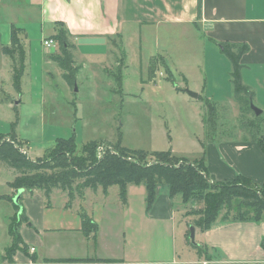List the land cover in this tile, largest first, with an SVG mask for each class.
I'll return each mask as SVG.
<instances>
[{
    "label": "rangeland",
    "instance_id": "374dc122",
    "mask_svg": "<svg viewBox=\"0 0 264 264\" xmlns=\"http://www.w3.org/2000/svg\"><path fill=\"white\" fill-rule=\"evenodd\" d=\"M4 24L5 21L0 20V137L15 133L16 139L21 142V145H13L11 136L0 138V147L7 144L8 148L5 150L11 152L12 148L23 149L31 159L39 161L59 138L74 136L78 149L74 157L78 156L84 144L96 140L99 144L108 145V139L113 142L108 145L111 152L118 153L115 147L117 143L130 150H147L150 156L146 159L123 156L128 160L138 161L143 166L157 162V158L151 156V153L167 150H172L173 156L179 158L177 166H181L186 162L184 157L189 162L196 163L203 159L204 152L207 156L203 145L193 146L192 142L195 140H201L206 146L213 142L219 145L222 142L250 138L248 132H244L240 126V119L244 117L234 86L229 78L224 79L223 76L226 65L232 67V62L219 44L222 41L212 39L197 26H144L133 30L126 28L124 39L116 40L123 48L113 46V55L90 57L87 60L81 57L85 65L77 73L72 91H69L68 83L63 77L64 70L58 63L41 65L44 53L39 50L40 29L37 27L36 30L29 31L27 47L30 53L25 60L22 85L18 91L14 86L12 59L3 53V45L8 43L3 31ZM32 27L33 25H27L28 30ZM77 59L81 64V59ZM212 66L218 67L217 72H212ZM102 67H107L115 75H122L121 88L116 79L107 82L102 76ZM229 72H232V68L228 74ZM214 75H217L221 87L226 80L229 83V86L221 88L220 98L211 95L214 91L211 87ZM254 75V82L257 83L254 90L260 96L253 101L256 106L264 109V73L259 82L258 72ZM250 78L253 76L250 75ZM188 89L200 92V97L193 98ZM17 102L19 103L15 104ZM207 102L219 107L217 112L220 118L215 123V128L208 125L210 113ZM250 117L252 115H248L247 119ZM260 134L264 136V129ZM226 162L235 166L231 158ZM16 177V171L0 165V195L9 192L8 200L18 192L9 186V182ZM78 182L81 180L78 179ZM234 183L223 184H233L235 189L243 187ZM10 188L13 189L11 193ZM56 194L51 202H62L63 196ZM137 195L138 192H133L131 197L134 211L137 210ZM237 201L233 202L231 208L224 207L222 215L228 212L232 215L230 220L234 218V214L238 215ZM198 203L201 202L193 200L183 206L178 203L180 210L177 209L174 229L168 221L161 223L159 228L152 225L144 229L145 222L140 216L137 220L134 219V226L132 221H128L129 243L133 239V244L138 248L134 253L135 258H155L160 251H172L173 241L180 257L183 251H193L198 255L195 257H201L203 251L193 244L189 233L191 226L198 221L199 208L203 207ZM6 206L7 204H0V213L3 215L7 212ZM242 211L246 214L252 212V209L242 206ZM107 217L115 218V215ZM219 219L222 220L221 216ZM199 232H196V242L202 247Z\"/></svg>",
    "mask_w": 264,
    "mask_h": 264
},
{
    "label": "crops",
    "instance_id": "0c3cea01",
    "mask_svg": "<svg viewBox=\"0 0 264 264\" xmlns=\"http://www.w3.org/2000/svg\"><path fill=\"white\" fill-rule=\"evenodd\" d=\"M0 20L5 21L3 31L8 41L3 46L11 45L14 26L24 29L21 40L26 57L30 53L27 47L29 31L40 29L39 50L44 53L40 60L42 66L55 62L51 56L60 52L55 35L63 25L70 43L74 45L75 62L80 67L77 73L85 65L81 57L87 60L113 55L115 50L111 41H122L126 28H160L166 25L187 28L194 25L214 40L250 46L241 60L244 65L242 76L244 83L255 92V97L258 99L260 96L254 90L257 84L254 74L258 72L259 82L264 73V0H0ZM27 25L33 27L28 30ZM46 39L55 41L52 47L44 45ZM78 57L82 65L78 63ZM231 68L227 64L223 73L224 79L229 78L230 83L231 72L228 74V71ZM217 70V66H212V72ZM101 71L107 82L115 80L114 73L107 67H102ZM216 76L212 81L214 91L211 95L220 98L221 88L229 86V83L226 80L221 87ZM72 90L69 86V91ZM198 94L200 97V92ZM200 142L195 140L192 144L200 147ZM205 149L212 181H233L238 175H244L259 185L264 184V149L258 143L232 140L216 145L213 142ZM229 158L235 166L226 162ZM133 184L138 187H131ZM142 184L126 185L125 202L120 198L119 185L111 186L107 191L101 187L97 190L88 188L83 191V196H75L70 204L68 192L63 190L52 192L49 205L43 190H23L22 203L29 223L22 224L20 228L25 248L14 255L13 264H264L263 221L219 220L206 231L196 227L203 245L199 258L193 251H183L180 257L174 241L172 251H160L155 258H135L138 248L133 239L129 243L127 222L132 221L134 226V219L140 216L145 222L144 229L152 225L159 228L164 221L174 229L177 209L180 210L178 203L184 204L180 195H177L179 199L170 196L166 185L158 186L156 198L150 203L147 186ZM133 192H138L136 211L131 202ZM8 193L0 195V204H7V212L4 215L0 213V264H9L2 256L12 243L9 226L14 208L7 198ZM55 194L62 195L63 201L51 202ZM82 210L92 217L96 226L84 229L79 214ZM107 215H115V218Z\"/></svg>",
    "mask_w": 264,
    "mask_h": 264
},
{
    "label": "trees",
    "instance_id": "16d2710c",
    "mask_svg": "<svg viewBox=\"0 0 264 264\" xmlns=\"http://www.w3.org/2000/svg\"><path fill=\"white\" fill-rule=\"evenodd\" d=\"M23 28L14 26L12 28V43L10 46H3V53L10 56L14 68V86L20 91L22 85V76L25 69L26 54L20 34L24 33ZM55 39L59 44L60 52L51 56V59L58 63L64 70L63 77L68 85L73 88L76 83V75L79 66L76 65L74 57V45L70 43L66 29L63 25L59 26ZM120 40V39H119ZM113 46L119 49L121 44L117 41H111ZM223 52L232 62L231 82L235 92L236 99L240 103L242 117L240 119L241 128L244 132H248L249 139L243 141H252L258 143L264 149V136L261 133L264 129V116H256L250 107V98L255 99L253 89L244 83L242 70L244 65L242 57L250 50V46L246 43H236L222 41L219 42ZM121 67L122 64L120 63ZM124 65V64H123ZM123 70V69H122ZM170 72V71H169ZM118 81L120 88L122 87V75L113 74ZM209 118L208 125L215 128L218 121L219 113L218 105L207 102ZM248 115H252L247 119ZM260 134V135H259ZM11 143L21 145L16 139L15 134L3 137H10ZM112 144L108 142V145ZM99 145L97 141L84 144L78 156H73L76 152V143L74 137L59 138L56 144L47 149L45 157L39 161L31 159L27 153L13 149L5 150L7 144L0 147V162L6 167L17 172L14 181L9 182V186L17 189H24L28 192L34 190H43L50 204V196L55 189L68 192L69 204L75 196H83L85 189L97 190L102 188L107 191L111 186H120V198L126 201V185L130 183H143L148 189V201L151 203L156 198L157 188L159 185H166L171 197L180 195L185 204L191 203L193 200L202 204L198 221L195 226L201 231L208 230L216 221H255L261 222L264 219V184L259 185L251 178L244 175H238L233 181L215 182L210 179L208 167L206 164V153H203V159L199 162H189L184 159V165L177 166L179 158L173 156L172 150L155 151L151 153L157 158V162L150 166H143L138 161L128 160L123 156H139L146 159L150 155L144 150H130L122 147L120 143L115 146L118 153L107 152L104 158L98 160L96 158V148ZM205 149V144L202 142ZM8 148V147H7ZM206 151V149L204 150ZM66 156H69L66 158ZM81 182L77 183V180ZM235 182V183H234ZM237 182V183H236ZM223 183H234L223 184ZM9 198L14 208V215L10 218L9 232L12 238L11 245L5 250L2 259L9 263H14V255L25 248L24 240L20 233L22 224L29 223L26 216L25 208L22 205V197L20 198L21 206L14 202V198ZM238 200V201H237ZM234 201H237L238 215L234 214V220L228 212L222 215L224 207L231 208ZM242 206L250 207L252 212L243 213ZM82 217L84 229L96 226L91 216L85 211L79 212ZM249 216H248V215ZM251 216L253 218H251ZM190 233V232H189ZM264 249V239L262 242ZM201 252V245L197 247ZM73 260V259H72ZM76 260V259H74ZM82 260V259H81Z\"/></svg>",
    "mask_w": 264,
    "mask_h": 264
},
{
    "label": "water",
    "instance_id": "95a60500",
    "mask_svg": "<svg viewBox=\"0 0 264 264\" xmlns=\"http://www.w3.org/2000/svg\"><path fill=\"white\" fill-rule=\"evenodd\" d=\"M77 89V88H76ZM78 91V90H77ZM189 92V94L193 97V98H198L199 94L197 92H193V91H190L189 89L187 90ZM250 107L251 109L254 111L255 115L256 116H260L264 113L263 109L259 108L258 106H256L254 104V101L252 98H250ZM23 190L24 189H20L17 193V195L15 196L14 198V202L18 205L21 206V203H20V198L22 196V193H23ZM190 238L193 242L194 245H199L197 242H196V226L193 225L191 226V231H190ZM210 264H213V263H210Z\"/></svg>",
    "mask_w": 264,
    "mask_h": 264
},
{
    "label": "built area",
    "instance_id": "2783aa9c",
    "mask_svg": "<svg viewBox=\"0 0 264 264\" xmlns=\"http://www.w3.org/2000/svg\"><path fill=\"white\" fill-rule=\"evenodd\" d=\"M54 42L55 41L53 39H46V40H44L43 43H44V45L47 48H49V47H52L53 46ZM106 144L105 143H102V144H99L97 146V148H96V158L98 160H101L102 158H104V156L106 155L107 152H111L112 151V149H110V147L108 145H106ZM15 145H17V143H15ZM21 151L25 152L23 149H21ZM25 153H27V151ZM111 153H115V151L114 152H111ZM32 250L34 251L35 248L32 247Z\"/></svg>",
    "mask_w": 264,
    "mask_h": 264
}]
</instances>
